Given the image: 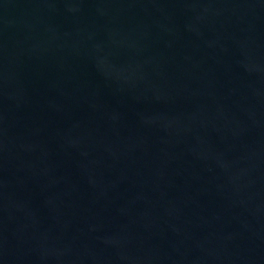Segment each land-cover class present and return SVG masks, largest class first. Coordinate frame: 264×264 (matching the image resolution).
Segmentation results:
<instances>
[{
    "label": "water",
    "instance_id": "95a60500",
    "mask_svg": "<svg viewBox=\"0 0 264 264\" xmlns=\"http://www.w3.org/2000/svg\"><path fill=\"white\" fill-rule=\"evenodd\" d=\"M0 264H264V0H0Z\"/></svg>",
    "mask_w": 264,
    "mask_h": 264
}]
</instances>
